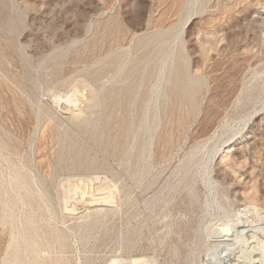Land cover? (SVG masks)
Listing matches in <instances>:
<instances>
[{
  "label": "rangeland",
  "instance_id": "obj_1",
  "mask_svg": "<svg viewBox=\"0 0 264 264\" xmlns=\"http://www.w3.org/2000/svg\"><path fill=\"white\" fill-rule=\"evenodd\" d=\"M189 1L0 0V264H209L264 222V0ZM171 51L192 105L152 91Z\"/></svg>",
  "mask_w": 264,
  "mask_h": 264
},
{
  "label": "bare ground",
  "instance_id": "obj_2",
  "mask_svg": "<svg viewBox=\"0 0 264 264\" xmlns=\"http://www.w3.org/2000/svg\"><path fill=\"white\" fill-rule=\"evenodd\" d=\"M195 1H197V0H190L189 3L191 2V4H192ZM263 11H264V9H263ZM259 14L262 15L263 12L259 11ZM181 56L183 57V53L181 54ZM184 61H185V63H184L185 66L183 67V69H180L178 66V63H177V56H176V54H174V51H171L170 53H168L163 58V60L160 62L159 72H158V80H157V83L155 85L154 90H152V91L155 92L156 94L162 93L165 98H169L170 93L167 94L165 91H163L162 87L165 83H171L172 84V94L179 96L180 99H183L184 101L188 102V104L192 105L196 101L197 88H198V86L201 85L202 80L201 79H194L190 76V74L188 72L187 60L185 59ZM143 82L144 81L141 80L140 82H138L134 85L132 92L134 93L135 97H137ZM75 97L76 96H74V95L73 96L70 95V96L66 97L65 101H67L68 104H71V105L73 104V102L74 103L77 102L75 104H79L80 101L78 102ZM75 104H74V106H77ZM154 128H155V126H154ZM156 128H157V125H156ZM229 130L230 129H228V131ZM237 131H238V129H237ZM240 138H241L240 136L237 137V135H235V136H233V138H231L229 140V144L227 146V147H229V149L227 151L228 154H225V156H222V155L225 152L226 146L224 148V145H223V146H221L220 149H218V152L220 153L222 158L228 157L231 154H234L235 152H237V150H236L237 148H235V147L240 143V141H241V140L239 141ZM214 151H215V149L213 150V152ZM69 186H70V184H69ZM69 186L66 189L65 205H66V209L70 212H75V211H78L82 208H86V209L95 208L98 205H102L104 203L107 204L106 202H109L110 200H111L110 203H113L112 199H114V198L109 199V196L106 195L107 189L105 191L102 188V191L106 192L105 196H103L99 199L95 198L96 200H94V198H93L92 201H90L89 203H86L84 201L86 204L79 206L80 202H78V204H77L76 200H73L74 202L72 200H70V195L72 193H74L75 197H78L77 194H79L80 190H78L77 185L73 186L72 183H71V186L70 187ZM80 189H81V187H80ZM108 189H109V187H108ZM110 191L111 190H108V192H110ZM82 193H84L83 190H82ZM110 193H112V192H110ZM90 196L93 197V195H90ZM80 197H81V195H80ZM77 206H79V207H77ZM243 213H246V212L244 211ZM225 214L228 215L229 211L225 210ZM258 214L261 215V213L259 211H257V215ZM238 216L241 217L240 214H238ZM87 221H88V219H87ZM221 224H223V223H221ZM213 228L214 229L210 233H208V235L213 237V241L215 242L217 248L214 251H212L211 253H209V255H208L209 256L208 257L209 264H264V222H259L256 220H249L245 217H243V218L241 217L240 220H236L232 223H228L226 226H223L221 228H216V227H213ZM42 254H44V253H42ZM117 261H119V259ZM128 262H129V264L132 263L131 260H128ZM124 263H125V261H124Z\"/></svg>",
  "mask_w": 264,
  "mask_h": 264
}]
</instances>
